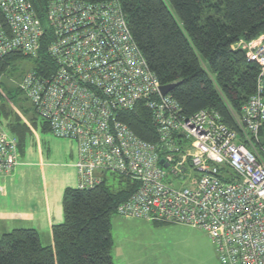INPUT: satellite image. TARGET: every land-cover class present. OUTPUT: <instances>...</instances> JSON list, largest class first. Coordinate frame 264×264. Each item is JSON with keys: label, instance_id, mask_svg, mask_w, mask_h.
Here are the masks:
<instances>
[{"label": "built area", "instance_id": "1", "mask_svg": "<svg viewBox=\"0 0 264 264\" xmlns=\"http://www.w3.org/2000/svg\"><path fill=\"white\" fill-rule=\"evenodd\" d=\"M43 8L44 21L30 0H0V57H37L50 34L51 66L29 74L27 95L55 137L76 143L75 188L117 174L136 185L117 215L199 227L220 264H264V33L235 46L258 74L232 129L214 110L185 117L170 94L159 93L117 0H49ZM141 99L156 142L120 118ZM16 158L17 139L0 130V178Z\"/></svg>", "mask_w": 264, "mask_h": 264}, {"label": "trees", "instance_id": "2", "mask_svg": "<svg viewBox=\"0 0 264 264\" xmlns=\"http://www.w3.org/2000/svg\"><path fill=\"white\" fill-rule=\"evenodd\" d=\"M48 1L30 0L43 21V7ZM117 1L160 85L177 83L168 94L180 105L182 115L214 110L225 124L237 129L234 114L254 92L258 66L247 60L244 49L235 46L264 33V0ZM45 36L37 60H32L39 73L40 62L51 66L46 53L51 37L49 33ZM19 55L0 57V76ZM2 111L7 114L1 104ZM120 118L141 139L157 141L153 116L143 103L123 112ZM41 123L42 132L50 131L45 121ZM9 129L18 149L23 150L28 127L16 117ZM121 181L125 186L116 191L105 178L92 189L66 188L62 197L64 219L51 229L52 245L43 246L35 229H13L0 237V264H114L111 219L117 205L136 189L128 179L121 177Z\"/></svg>", "mask_w": 264, "mask_h": 264}, {"label": "rangeland", "instance_id": "3", "mask_svg": "<svg viewBox=\"0 0 264 264\" xmlns=\"http://www.w3.org/2000/svg\"><path fill=\"white\" fill-rule=\"evenodd\" d=\"M9 54L6 53L1 57ZM38 56L39 54L37 57L19 55V60H15L12 67L0 76V105H4L7 112V114L0 112V127L2 128L0 130L8 134L10 123L16 117L28 127L24 148L23 150L18 149L17 146L18 158L16 160L18 163L10 174L20 163L22 151H25L32 140H34L31 146L32 156H35L36 160L42 159L59 165L68 160L76 146L72 140L55 137L50 128V131H41L43 120L37 116L31 99L27 95V90L34 85V81L29 83V74L31 72L38 74L32 62V60H37ZM43 62L44 64L41 62L38 64V69L39 67L44 68L46 63ZM146 65L148 67L147 62ZM149 71L152 72L150 69ZM159 93L161 94L160 87ZM142 102V99L138 100L135 106ZM236 115L234 114L235 120ZM261 133L264 140V130ZM6 149L9 153L7 144ZM72 165L74 166V162ZM103 177L114 191L125 186V182H122L117 174L105 172ZM110 234L113 241L111 255L114 264H220L211 237L199 227L180 223H153L144 219L114 214L111 219Z\"/></svg>", "mask_w": 264, "mask_h": 264}, {"label": "crops", "instance_id": "4", "mask_svg": "<svg viewBox=\"0 0 264 264\" xmlns=\"http://www.w3.org/2000/svg\"><path fill=\"white\" fill-rule=\"evenodd\" d=\"M33 141L22 151L12 174L0 178V237L13 229H35L41 244L51 246V229L64 219L63 192L76 187L72 164L77 146L60 167L55 162L36 160L32 156Z\"/></svg>", "mask_w": 264, "mask_h": 264}, {"label": "water", "instance_id": "5", "mask_svg": "<svg viewBox=\"0 0 264 264\" xmlns=\"http://www.w3.org/2000/svg\"><path fill=\"white\" fill-rule=\"evenodd\" d=\"M176 85H177V83L160 86V92H161V94L162 95H165V94L170 93L171 90L173 89V87H175Z\"/></svg>", "mask_w": 264, "mask_h": 264}]
</instances>
